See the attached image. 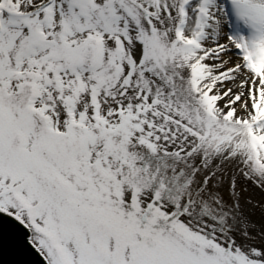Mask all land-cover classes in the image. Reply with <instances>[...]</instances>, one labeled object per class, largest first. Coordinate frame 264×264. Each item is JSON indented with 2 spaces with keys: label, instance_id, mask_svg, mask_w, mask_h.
Wrapping results in <instances>:
<instances>
[{
  "label": "snow or ice",
  "instance_id": "snow-or-ice-1",
  "mask_svg": "<svg viewBox=\"0 0 264 264\" xmlns=\"http://www.w3.org/2000/svg\"><path fill=\"white\" fill-rule=\"evenodd\" d=\"M0 264H264V0H0Z\"/></svg>",
  "mask_w": 264,
  "mask_h": 264
}]
</instances>
